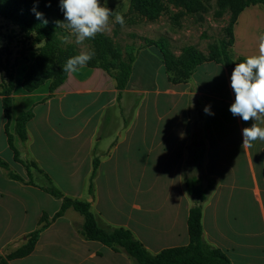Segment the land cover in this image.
<instances>
[{"label":"crops","instance_id":"0c3cea01","mask_svg":"<svg viewBox=\"0 0 264 264\" xmlns=\"http://www.w3.org/2000/svg\"><path fill=\"white\" fill-rule=\"evenodd\" d=\"M234 31L236 54L259 55L264 7L246 8ZM141 56L147 57L142 77L152 81L146 87L132 86V72L119 91L107 72L87 66L52 94L50 84L32 93L15 89L9 132L20 159L37 168L14 160L0 93V159L8 164L0 165V254L22 246L42 218L49 222L34 252L10 264H135L124 252L87 241L80 232L84 217L75 210L54 218L62 200L44 190L50 186L89 202L100 223L131 230L152 254L186 246L195 202L186 185L190 178L214 184L203 203L204 240L231 264H264V141L243 147L242 129L253 121L229 111L235 67L206 61L176 84L159 48L140 50L133 71ZM206 106L214 115L204 112ZM22 110L34 114L25 142L15 134ZM94 159L99 163L91 195ZM14 165L20 172L11 171Z\"/></svg>","mask_w":264,"mask_h":264},{"label":"trees","instance_id":"16d2710c","mask_svg":"<svg viewBox=\"0 0 264 264\" xmlns=\"http://www.w3.org/2000/svg\"><path fill=\"white\" fill-rule=\"evenodd\" d=\"M142 12L149 16H156L160 11V0H130ZM184 4L188 13L198 10L201 0H177ZM43 13L47 23L38 20L32 11ZM263 6L264 0H218V15L230 7L235 20L248 7ZM0 18L7 20L17 27L21 34L31 42V47L38 49L35 52L34 60L29 63L25 70L21 82L24 92L32 93L41 88L47 81H50L49 92L54 93L68 79L69 73L63 72L62 68L66 60L78 52L72 45L64 44L62 36L68 35V30L59 27L56 21H64L63 12L59 7V0H0ZM1 42V34H0ZM95 56L89 62L88 67L100 68L107 72L115 81L116 88L122 91L126 88L132 75L133 64L136 55H129L128 59L123 57L122 52L108 38L98 34L92 39ZM231 46V45H230ZM160 48L165 63L166 73L173 83L187 82L196 67L206 61H214L235 67L236 63L244 62L246 57H232V53L223 47L218 51L222 59L213 58L205 60L197 52L188 49L178 62H174L167 56L166 52ZM27 58V57H26ZM27 60V59H26ZM18 61L11 63L10 57H5L0 45V72L3 96V111L6 119V135L10 149L14 153V160L23 163L27 169L37 168L33 162H23L19 157V152L14 145V136L9 132V123L12 112V94L17 88L16 68ZM31 111H20L16 120L15 134L25 142L28 139V123L33 119ZM98 159H94L93 172L90 179L89 193H94V178L98 169ZM0 165L7 168L8 164L0 159ZM12 179L22 181L21 177L10 173ZM188 194L194 199V206L190 209L188 219L189 243L186 246L168 248L158 254H152L145 246L135 238L131 230L124 227H112L100 223L91 210L89 202L81 201L64 196V194L50 186L44 190L50 195L61 199V209L54 218L61 217L67 210L73 209L84 217L81 227V234L87 241L100 242L116 252L126 253L135 264H231L229 258L219 249L208 244L203 237L202 210L203 203L207 200L214 184L203 185L197 178L186 180ZM40 229L28 235L24 244L9 254L0 255V264H10L12 261L20 260L31 255L39 241L40 234L45 230L49 222L42 218Z\"/></svg>","mask_w":264,"mask_h":264},{"label":"rangeland","instance_id":"374dc122","mask_svg":"<svg viewBox=\"0 0 264 264\" xmlns=\"http://www.w3.org/2000/svg\"><path fill=\"white\" fill-rule=\"evenodd\" d=\"M101 5H105L113 11L111 31L103 33L106 38L112 42L123 54L125 59L129 55L137 53L149 46H160L167 56L174 62L181 60L186 50L191 49L200 54L205 60L210 58L222 59L218 51L226 47L231 52L232 57L241 56L233 51L235 43L233 12L228 7L223 14L218 15V0H201V6L197 11L188 13L183 3L177 0H160V11L158 15L152 17L142 12L130 0H100ZM124 17V25L114 22L115 14ZM67 36L61 39L66 45H72L79 53L81 47L75 43V37L68 31ZM1 48L5 57H10L11 63L18 61L16 68L17 90L21 88L23 74L29 63L34 60L35 52L38 49L31 47V42L21 34L20 30L10 22L0 18ZM89 49L93 50L92 40L85 42ZM231 45V46H230ZM160 49V48H159ZM27 57V58H26ZM27 59V60H26ZM144 61L146 56H141L134 67L132 86L138 85L146 87L152 81L143 79ZM152 71L155 66L150 65ZM2 73L0 72V93L2 92ZM47 81L44 85L50 84ZM43 85V86H44ZM23 91V90H22ZM13 95V94H12ZM2 109V104L0 105ZM3 115L0 116V122ZM3 139L6 140L5 135ZM8 158L11 154L9 148ZM21 168L14 165L12 172H20ZM9 253H5V256ZM1 255V254H0Z\"/></svg>","mask_w":264,"mask_h":264},{"label":"clouds","instance_id":"9594fccd","mask_svg":"<svg viewBox=\"0 0 264 264\" xmlns=\"http://www.w3.org/2000/svg\"><path fill=\"white\" fill-rule=\"evenodd\" d=\"M39 0H36L38 3ZM50 6V0H49ZM64 21H56L59 27L67 29L75 37V43L81 47L78 54L68 58L63 65V72L74 74L86 68L95 56L86 41L95 39L98 34L111 31L113 11L100 0H59ZM32 11L36 19L42 20L43 13ZM114 22L124 25V17L115 14ZM259 55L248 57L244 62L236 63L231 74V88L235 93V101L229 111L233 116H239L244 122L252 120L251 127L242 129L243 147H251L257 139L264 141V32L259 35ZM204 112L214 115L210 106Z\"/></svg>","mask_w":264,"mask_h":264}]
</instances>
